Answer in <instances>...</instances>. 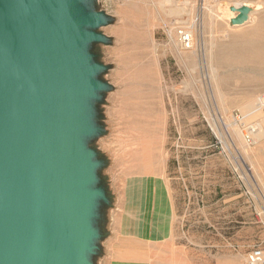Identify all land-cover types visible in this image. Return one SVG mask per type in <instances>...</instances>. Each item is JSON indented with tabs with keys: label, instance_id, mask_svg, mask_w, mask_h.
I'll return each mask as SVG.
<instances>
[{
	"label": "rangeland",
	"instance_id": "obj_1",
	"mask_svg": "<svg viewBox=\"0 0 264 264\" xmlns=\"http://www.w3.org/2000/svg\"><path fill=\"white\" fill-rule=\"evenodd\" d=\"M201 2H89L107 18L90 47L106 89L87 142L104 194L89 264H247L264 241V53L227 58L264 44V0ZM241 6L251 20L229 23Z\"/></svg>",
	"mask_w": 264,
	"mask_h": 264
},
{
	"label": "water",
	"instance_id": "obj_2",
	"mask_svg": "<svg viewBox=\"0 0 264 264\" xmlns=\"http://www.w3.org/2000/svg\"><path fill=\"white\" fill-rule=\"evenodd\" d=\"M90 0H0V264H89L97 237L99 132ZM237 11L232 24L247 17Z\"/></svg>",
	"mask_w": 264,
	"mask_h": 264
},
{
	"label": "bare ground",
	"instance_id": "obj_3",
	"mask_svg": "<svg viewBox=\"0 0 264 264\" xmlns=\"http://www.w3.org/2000/svg\"><path fill=\"white\" fill-rule=\"evenodd\" d=\"M168 2L169 1H171V0H167ZM189 1V0H188ZM202 2V5H204L206 8H208V6H209V9H212V5H209V4H206V1L207 0H201ZM258 5V4H257ZM203 6V8H205ZM184 7H185V5H184ZM253 7H255V6H253ZM257 8V7H256ZM256 8H255V11H256ZM259 8V7H258ZM184 9V8H183ZM183 9H180L181 11L183 10ZM254 9V8H253ZM187 11V10H186ZM213 11V10H212ZM176 12V11H175ZM179 11H177V13H178ZM174 13V12H173ZM201 13V12H200ZM201 16V14H198V18ZM212 17H213V15H212ZM201 18V17H200ZM235 18V17H234ZM251 18V16H250V14H249V16L247 17V20L245 21V22H247V21H249V19ZM232 19V17H227V20L229 21V23H231L230 22V20ZM251 20V19H250ZM200 21H201V19H200ZM242 22H243V20H242ZM202 23V22H201ZM200 24V23H199ZM195 25V24H194ZM230 25V24H229ZM198 28V27H197ZM203 30V29H202ZM229 50L231 49V50H233V51H235V54H233V55H230V56H228L227 58H229V61H228V63L229 62H234V60H240V61H253V60H258L259 59V54L261 53V54H263L264 53V44L263 45H260L259 43H256L255 41H253V40H251L250 38H245L243 41H242V43L237 47V48H234V46H233V44L232 43H230L229 45H228V47H227ZM209 49V48H208ZM210 50V49H209ZM208 50V51H209ZM263 52V53H262ZM210 53V52H209ZM211 54V53H210ZM210 58V57H209ZM227 58L226 57H222V59H221V61L223 62V63H225L226 61H227ZM211 61V60H210ZM221 61H220V63H221ZM211 65V64H210ZM122 67V66H121ZM120 68V67H119ZM191 69H193V67L191 68ZM212 69V68H211ZM138 73V72H137ZM121 74V73H120ZM136 74V73H135ZM212 74H213V72H212ZM215 74V73H214ZM136 75H138L139 76V74H136ZM216 76V75H215ZM118 77V76H117ZM212 77V76H211ZM252 77V76H251ZM214 79V78H213ZM262 97V96H261ZM264 105V101L262 100V99H257L256 100V103H255V107L256 108H258V107H262ZM252 107V106H251ZM256 127V126H255ZM256 131V132H255ZM261 133H262V130L261 129H259V127H258V129H257V127H256V129L254 130V136H257V137H259V136H261ZM242 134V136L244 137L245 136V134H244V132L243 133H241ZM260 138V137H259ZM258 139V138H257ZM149 158V157H148ZM151 158V157H150ZM150 161V160H149ZM136 175V174H135ZM261 176V175H260ZM141 191V190H140ZM140 191H139V193H140ZM154 191H155V189H154ZM151 192V191H150ZM150 196V195H149ZM139 201L141 200V198L139 197V199H138Z\"/></svg>",
	"mask_w": 264,
	"mask_h": 264
},
{
	"label": "built area",
	"instance_id": "obj_4",
	"mask_svg": "<svg viewBox=\"0 0 264 264\" xmlns=\"http://www.w3.org/2000/svg\"><path fill=\"white\" fill-rule=\"evenodd\" d=\"M178 42L183 49H189L193 45L192 35L189 31L181 30L178 33ZM247 264H264V241L254 246L246 254Z\"/></svg>",
	"mask_w": 264,
	"mask_h": 264
}]
</instances>
